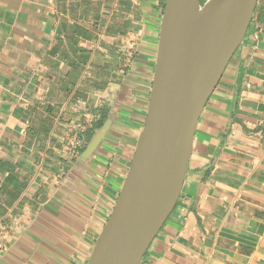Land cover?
Here are the masks:
<instances>
[{
  "label": "crops",
  "instance_id": "obj_1",
  "mask_svg": "<svg viewBox=\"0 0 264 264\" xmlns=\"http://www.w3.org/2000/svg\"><path fill=\"white\" fill-rule=\"evenodd\" d=\"M165 4L0 0V264L88 263L146 122ZM141 264H264V0Z\"/></svg>",
  "mask_w": 264,
  "mask_h": 264
},
{
  "label": "water",
  "instance_id": "obj_2",
  "mask_svg": "<svg viewBox=\"0 0 264 264\" xmlns=\"http://www.w3.org/2000/svg\"><path fill=\"white\" fill-rule=\"evenodd\" d=\"M166 0L145 125L87 264H141L177 205L201 114L243 43L258 0Z\"/></svg>",
  "mask_w": 264,
  "mask_h": 264
},
{
  "label": "bare ground",
  "instance_id": "obj_3",
  "mask_svg": "<svg viewBox=\"0 0 264 264\" xmlns=\"http://www.w3.org/2000/svg\"><path fill=\"white\" fill-rule=\"evenodd\" d=\"M219 2V0H208L205 6L200 10V18L207 16L215 9V5Z\"/></svg>",
  "mask_w": 264,
  "mask_h": 264
},
{
  "label": "rangeland",
  "instance_id": "obj_4",
  "mask_svg": "<svg viewBox=\"0 0 264 264\" xmlns=\"http://www.w3.org/2000/svg\"><path fill=\"white\" fill-rule=\"evenodd\" d=\"M204 3H205V0H202V1H201V4L203 5Z\"/></svg>",
  "mask_w": 264,
  "mask_h": 264
}]
</instances>
